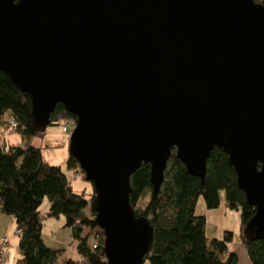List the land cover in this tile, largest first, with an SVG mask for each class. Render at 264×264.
I'll list each match as a JSON object with an SVG mask.
<instances>
[{
	"label": "water",
	"instance_id": "water-1",
	"mask_svg": "<svg viewBox=\"0 0 264 264\" xmlns=\"http://www.w3.org/2000/svg\"><path fill=\"white\" fill-rule=\"evenodd\" d=\"M0 71L28 94L33 129L57 103L103 234L105 264H141L153 229L130 202L149 164L151 195L173 151L201 181L226 153L264 239V4L259 0H0Z\"/></svg>",
	"mask_w": 264,
	"mask_h": 264
},
{
	"label": "trees",
	"instance_id": "trees-1",
	"mask_svg": "<svg viewBox=\"0 0 264 264\" xmlns=\"http://www.w3.org/2000/svg\"><path fill=\"white\" fill-rule=\"evenodd\" d=\"M259 1L264 4V0ZM62 119L75 121L74 115L57 103L49 124ZM10 121L15 126L11 127ZM7 128L21 137L19 142L8 143L0 135V212L10 214L14 221L18 236L15 263L57 264L65 251V247L48 246L42 238L39 206L45 198L46 215L63 216L69 243L78 255L74 260L63 259L61 264H105L103 234L89 209L93 192L74 191L64 171L43 160L40 148L31 142L34 135L43 132L32 127L29 96L0 71V132ZM65 168L83 177L73 157L67 156ZM130 184L129 202L135 214L146 217L153 229L149 251L141 264H239L237 253L227 248L231 231L224 230L221 238L206 236L205 218L194 212L201 196L207 208L217 206L221 197L226 207L239 208L240 228L253 214L254 208L237 187L234 170L220 148L210 150L202 181L189 174L172 151L155 196L151 195L147 163L131 174ZM148 189L150 195L138 206ZM85 229L91 234L90 240L88 233L82 235ZM240 236L250 264H264V239L246 241Z\"/></svg>",
	"mask_w": 264,
	"mask_h": 264
},
{
	"label": "rangeland",
	"instance_id": "rangeland-1",
	"mask_svg": "<svg viewBox=\"0 0 264 264\" xmlns=\"http://www.w3.org/2000/svg\"><path fill=\"white\" fill-rule=\"evenodd\" d=\"M0 135L8 143H16L21 140L20 135L11 128L2 129ZM63 133L61 131V120L58 123L47 124L42 134L34 135L31 138L32 144L39 147L44 161L58 165L66 174L68 180L74 191L76 192H93L91 191L92 185L89 181L85 180L81 175L75 176L72 170L65 168V161L68 156V143L62 142L61 138ZM83 175V173H82ZM150 195V189L144 192L143 197L137 203L141 206ZM222 195V194H221ZM47 208V200L44 198L39 206L41 218V234L44 242L52 247H65L64 253L58 257L57 264H61L65 258L77 259V252L70 242L69 230L64 226V218L62 215L59 217H49L45 211ZM195 214L203 215L205 218L204 231L208 237L221 238L224 230H229L232 233L231 241L227 242L228 250L235 251L239 256V264H250L246 255L245 249L241 243L239 208L232 209L224 205L223 198L217 206L207 208L204 204L203 198L199 196L196 200L194 207ZM85 229L82 235L87 234ZM89 234V233H88ZM0 236H5L8 239V256L6 264H15L17 251L12 248L17 242L18 236L15 232L13 218L10 214L0 212ZM91 234H89V240Z\"/></svg>",
	"mask_w": 264,
	"mask_h": 264
},
{
	"label": "built area",
	"instance_id": "built-area-1",
	"mask_svg": "<svg viewBox=\"0 0 264 264\" xmlns=\"http://www.w3.org/2000/svg\"><path fill=\"white\" fill-rule=\"evenodd\" d=\"M75 121L72 119H62L61 120V131L63 133V137L61 138L62 142H67L69 140L70 132L74 126ZM10 126H15L14 121H10ZM75 176H78L77 174ZM8 239L5 236L0 237V264H4L7 256H8Z\"/></svg>",
	"mask_w": 264,
	"mask_h": 264
},
{
	"label": "crops",
	"instance_id": "crops-1",
	"mask_svg": "<svg viewBox=\"0 0 264 264\" xmlns=\"http://www.w3.org/2000/svg\"><path fill=\"white\" fill-rule=\"evenodd\" d=\"M1 237V236H0ZM9 247V246H8ZM12 248H14L16 251H17V242L15 243V246H12ZM17 253H18V251H17ZM238 255V254H237ZM17 258V257H16ZM238 259H239V256H238ZM6 262H8L7 260H6ZM6 262H4V264H6ZM16 264V263H15Z\"/></svg>",
	"mask_w": 264,
	"mask_h": 264
}]
</instances>
